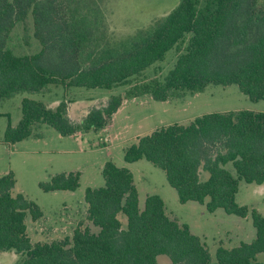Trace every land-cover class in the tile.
I'll list each match as a JSON object with an SVG mask.
<instances>
[{"label":"trees","instance_id":"obj_1","mask_svg":"<svg viewBox=\"0 0 264 264\" xmlns=\"http://www.w3.org/2000/svg\"><path fill=\"white\" fill-rule=\"evenodd\" d=\"M105 17L100 0H0V104L24 91L46 93L51 86L129 85L78 122L69 117L67 101L54 108L26 97L18 125L9 120L7 143L42 137L43 124L62 136L97 132L126 99H184L209 84H237L251 100H264L263 1L180 0L149 28L123 39L110 36ZM30 19L41 49L16 54L12 32L22 24L28 43ZM174 47L178 58L163 80L139 78ZM124 158H145L163 169L183 203L197 201L210 212L222 208L241 217L251 214L255 238L232 248L220 246L216 264H264L257 260L264 253V215L237 202L241 180L264 183V111L210 112L156 128L127 147ZM203 172L209 174L206 180ZM103 175L104 186L86 190L87 219L99 232L78 226L71 237L50 242H33L28 234L26 217L40 220V206L23 193L14 195L13 171L0 176V252L14 251L20 264H158L160 254L171 264H211L207 244L187 223L170 218L160 195L147 196L145 208L140 207L130 169L109 160ZM80 179V171L63 172L40 186L73 191Z\"/></svg>","mask_w":264,"mask_h":264},{"label":"rangeland","instance_id":"obj_2","mask_svg":"<svg viewBox=\"0 0 264 264\" xmlns=\"http://www.w3.org/2000/svg\"><path fill=\"white\" fill-rule=\"evenodd\" d=\"M179 1L100 0L106 14L107 30L116 39H123L149 28L158 19L169 14ZM33 31L30 19V38L26 43L23 25L15 27L10 44L16 54L40 51L41 45L33 36ZM177 58L178 52L174 47L166 53L163 60L147 67L139 78L158 77L163 80L174 68ZM128 89L129 85L111 89L77 86L65 88L59 85L51 86L46 93L24 91L1 101L0 176L13 171L16 179L14 195L23 193L43 211L40 220H33L31 214L26 217L32 241L50 242L71 237L78 226H89L92 231L99 232L100 228L87 219L86 190L88 187L105 185L103 168L107 161L112 160L119 167H127L132 171L139 191L140 207L145 208L147 196L160 195L170 218L187 223L191 231L207 244L212 256L211 264H216L220 246L232 248L242 241L251 242L256 236L251 214L241 217L228 214L222 208L210 212L204 204L197 201L183 203L176 189L168 182L163 169L145 158L135 162H126L124 158L127 147L137 142L138 137L149 134L156 128L176 122L188 123L210 112L242 109L264 111V100H251L237 84H209L200 93L171 101H156L149 95L129 98L109 137L104 130L62 136L54 127L43 124L39 129L42 137H30L15 144L4 140L9 120L13 126L18 125L22 117V101L26 97L41 100L54 108L62 101H67L68 104L71 101L73 108L83 106V110H86L89 105L94 107L106 103L112 96L124 94ZM70 115L76 121L84 118L74 109ZM230 168L234 172L232 166ZM73 171L81 172L80 185L76 190L44 191L40 186L42 181H48L58 173ZM208 175L203 172V180ZM237 202L250 209H257L264 215V183L241 180ZM257 260L264 262V253L258 254ZM0 264H20V255L14 251L0 252ZM158 264L171 263L166 254H160Z\"/></svg>","mask_w":264,"mask_h":264},{"label":"crops","instance_id":"obj_3","mask_svg":"<svg viewBox=\"0 0 264 264\" xmlns=\"http://www.w3.org/2000/svg\"><path fill=\"white\" fill-rule=\"evenodd\" d=\"M91 102H93V101H91ZM126 103H127V99L122 103V105L120 106V108L114 114L111 122L103 129L108 134V137L110 136V133H111L112 128L116 125L117 120L119 118L118 116L121 113V111H122V109H123V107L125 106ZM105 104L106 103H102V104H99V105H96V106H102V105H105ZM96 106H94V107H96ZM91 108H93V107H91V105H89V107H87L86 110H83V106H75L73 108L72 105H71V101H69V104H68V115H69V117L71 118L72 121L78 122V121H76L73 118V116L70 115V112L72 111V109H74L75 111H77L78 113H80V115H82L81 117L83 118V117H85L87 115V113L90 111ZM79 134H81V133H78L76 135H79ZM76 135H72V136H76Z\"/></svg>","mask_w":264,"mask_h":264}]
</instances>
